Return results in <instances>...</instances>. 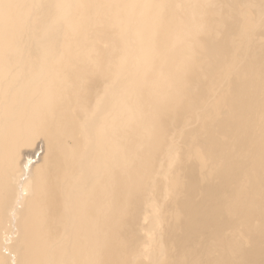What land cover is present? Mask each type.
<instances>
[{
  "label": "bare ground",
  "instance_id": "1",
  "mask_svg": "<svg viewBox=\"0 0 264 264\" xmlns=\"http://www.w3.org/2000/svg\"><path fill=\"white\" fill-rule=\"evenodd\" d=\"M0 264H264V0H0Z\"/></svg>",
  "mask_w": 264,
  "mask_h": 264
}]
</instances>
